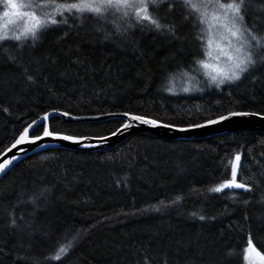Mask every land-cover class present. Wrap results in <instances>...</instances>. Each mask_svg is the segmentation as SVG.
Segmentation results:
<instances>
[{"label": "trees", "instance_id": "trees-1", "mask_svg": "<svg viewBox=\"0 0 264 264\" xmlns=\"http://www.w3.org/2000/svg\"><path fill=\"white\" fill-rule=\"evenodd\" d=\"M170 2L165 0L154 15L174 34L147 22L124 31L127 20L65 14L57 19L66 18L67 24L35 45L0 42V153L31 121L53 109L72 116L128 111L177 126L234 111L264 115L260 50L256 67L240 81L218 88L200 82L203 92L167 91L172 76L193 73L205 56V41L202 47L198 40L200 18L189 15L183 0H176L174 10ZM245 23L264 35V0H246ZM49 123L54 132L70 136H104L123 121L52 116ZM42 130L40 124L31 135ZM237 153L242 157L238 182L252 190L209 191L231 178ZM41 190L46 199L42 196L34 207L28 197ZM177 196L182 199L173 206L160 203ZM249 233L264 251V132L193 140L138 132L106 150H43L0 178V249L5 253L0 264H246ZM77 234L62 261L51 259L63 255L59 247L65 237Z\"/></svg>", "mask_w": 264, "mask_h": 264}, {"label": "snow or ice", "instance_id": "snow-or-ice-1", "mask_svg": "<svg viewBox=\"0 0 264 264\" xmlns=\"http://www.w3.org/2000/svg\"><path fill=\"white\" fill-rule=\"evenodd\" d=\"M163 2L164 0H67V2L55 3V0H48L47 4L24 5L17 3L16 0H6L9 10L5 11L3 15L5 17H26L27 23L24 24L22 29L13 32L11 35L0 34V42L14 41L16 42V46L20 48L26 46L29 41L35 45L40 40L41 36L48 31H55L62 24H67L66 18L63 20L57 19V16L64 17L66 12L74 16L79 15L80 17H84L86 14H94L98 18H103L112 14L113 10L119 11L121 8H123V12L121 13L122 18L129 22L123 29L124 31H127L134 25L144 26L145 22H147L148 25L157 31L166 30L174 34L173 28L161 24L159 18L154 15V12L158 11ZM175 2L176 0H171L169 4L170 10H174ZM183 4L188 9L189 15L195 14L200 17L201 23L204 22L205 11L208 8L215 9L214 16L215 19L219 21V27L223 28L230 38V47L227 52H224V56L226 57L224 66L222 68H216L215 74L210 76V81L215 84L217 88L225 83L240 81L245 77V74L250 73L256 67L258 63V60L255 58L258 54L257 50L264 51V35L258 34L255 26L249 27L246 25V0H183ZM24 7H49L54 8L55 12L48 13L42 17L38 15L36 11H21ZM117 30H120L119 25H117ZM203 31L204 30L202 29L201 33L198 35V40L202 47L204 46L205 39ZM110 36V33H105V39L110 38ZM232 38L235 40V45H232ZM207 43L210 45L212 40L209 39ZM9 59L15 61V57H9ZM196 63L201 64L205 68L209 67V65L202 60H197ZM259 63L264 64V57H261ZM25 75L27 81H34L33 75L28 74L27 69H25ZM185 91H187V89H185ZM4 111L7 112L8 109L5 108ZM56 111V109H53V112ZM50 115L51 113L44 112L39 120H33L30 124L24 127L19 133V136L14 138V143L11 147L7 149L5 153H0V155L8 156L13 150L22 152V145L34 144L37 141H40L43 137L58 136L60 139L77 143L87 139V137L77 138L68 135L60 136L59 133L54 132L51 129L50 123H45V121L49 120ZM62 115L69 116L70 113L63 112ZM107 115L121 116L125 121L115 131H110L111 136H117L125 130L132 128L134 122L143 125L160 126L157 119L149 118L146 115L133 114L128 111H124L123 113H108ZM247 115H258V113L229 112L227 116L222 115L218 120H208L207 124H216L219 121L227 120L233 116ZM40 124H43L42 136H32L31 131L35 126H39ZM163 126L172 127L170 124ZM193 126L203 127L204 125ZM97 138L100 141H105L107 139L105 136ZM18 159L19 156L15 154L10 155L9 158L3 159V162L0 163V172L8 170ZM241 160V154L237 153L234 157V161L231 163V178L224 180L219 185L209 189V191L215 193H222L225 189H241L245 192L251 191L252 186L249 183L238 182L237 179L238 175H240ZM45 192L46 190H41L40 193H33L28 197V201H30L34 207H39L40 198L43 196L46 199V196L44 195ZM181 199V196H177L175 200L168 201V203H165L164 201H161L160 203L167 208L177 204ZM152 208L157 212L161 211V208L155 205H153ZM11 215L12 214H10V216ZM192 215L196 216V213H193ZM199 219L205 220L206 217L200 215ZM10 226L13 228L17 226V220L14 217L10 220ZM78 236L79 234L72 236L71 240H68L67 237H65V243L61 244L59 247V253L63 255H56L51 257V259L62 261V259L69 254L70 250L74 248ZM4 254L3 249H0V255ZM243 259L246 261V264H264V251L258 250L254 245L251 233H249L246 247L243 249ZM165 264H167V262H165Z\"/></svg>", "mask_w": 264, "mask_h": 264}, {"label": "water", "instance_id": "water-1", "mask_svg": "<svg viewBox=\"0 0 264 264\" xmlns=\"http://www.w3.org/2000/svg\"><path fill=\"white\" fill-rule=\"evenodd\" d=\"M234 112H243V111H234ZM49 113H51V115L49 116V120L52 116H59L61 119L71 122L99 121V120H107V119H119L122 120L123 123L125 122L121 116H109L107 115L108 113L101 115H92V116L91 115L63 116L62 115L63 112L60 111H56V112L50 111ZM117 113H123V112H117ZM247 113H253V112H247ZM227 115L228 113L224 114L223 116H227ZM42 116L43 115H41L36 120H39ZM219 117L212 118L209 120H218ZM49 120L45 121V123H49ZM207 121L208 120L187 126L172 125V127H164L163 125H168V124L160 121H159L160 126L143 125V124H139L138 122H134L132 128L125 130L124 132H122L117 136H111L110 134L104 135L105 137H107L105 141H100L97 138L100 136H84L87 137V139L82 140L80 143L69 140H63L60 139L58 136L43 137L40 141H37L34 144L22 145L21 146L23 148L22 152L18 150H13V152L9 153L8 156L0 155V163L3 162V159L9 158L10 155L15 154L19 156V159L14 162V164L12 165L14 166L17 162H19L26 156L47 149H68V150H77V151L106 150L113 146H116L117 144L121 143L125 139L129 138L130 136L138 132H145L159 138L174 139V140H193V139L214 137V136H219V135L233 133L242 130L264 132V115L262 114L233 116L227 120L219 121L216 124H207ZM193 125H204V126L194 127ZM40 135L42 136V134ZM63 135L65 134H60V136ZM73 137L81 138L78 136H73ZM13 143H11L7 149H9ZM7 149L3 153H5ZM12 166H10L9 169ZM8 170H6L5 172H0V178Z\"/></svg>", "mask_w": 264, "mask_h": 264}, {"label": "rangeland", "instance_id": "rangeland-1", "mask_svg": "<svg viewBox=\"0 0 264 264\" xmlns=\"http://www.w3.org/2000/svg\"><path fill=\"white\" fill-rule=\"evenodd\" d=\"M165 1V0H164ZM2 4V10L0 11V34L11 35L13 32L18 31L23 28L24 24L27 23L26 17H5L3 13L8 11V6L6 0H0ZM17 3L24 5L33 4H47L46 1L42 0H16ZM62 2V1H61ZM55 1V3H61ZM24 12L36 11L38 15L45 16L48 13L55 12L54 8L43 7H24L21 9ZM203 11V10H202ZM123 8L119 11L113 10L112 14L107 15L108 17L115 18L117 20L125 21L126 19L122 18L121 13ZM215 9L208 8L205 11L203 29H204V41H205V56L200 59L209 67L205 68L201 64H196V71L193 73L187 70H182L176 75L172 76L169 79L167 91L170 93H190L193 91H202L205 90V87H201L203 84L215 85L210 81V76L215 74L216 68H222L225 64L226 57L224 52H227L229 45V36L225 30L219 27V21L215 19L214 16ZM69 14V13H65ZM64 14V15H65ZM60 16H57V18ZM109 17V18H110ZM200 18V17H199ZM11 21V22H10ZM211 39L212 43L209 45L207 41ZM232 45H235V40L232 38ZM195 67V66H194ZM187 89V91H185Z\"/></svg>", "mask_w": 264, "mask_h": 264}, {"label": "bare ground", "instance_id": "bare-ground-1", "mask_svg": "<svg viewBox=\"0 0 264 264\" xmlns=\"http://www.w3.org/2000/svg\"><path fill=\"white\" fill-rule=\"evenodd\" d=\"M39 117H40V116H39ZM39 117H38V118H39ZM38 118H36V119H38ZM36 119H34V120H36ZM31 122H32V121H31ZM31 122H30V123H31ZM30 123H29V124H30ZM34 128H35V127H34ZM57 133H58V132H57ZM41 134H42V133H41ZM60 134H63V133H60ZM65 135H66V134H65ZM68 136H70V135H68ZM78 137H84V136H78ZM13 142H14V141H13ZM13 142H12V143H13ZM8 147H9V146H8ZM8 147H7V148H8ZM7 148H6V149H7ZM6 149H5V150H6ZM5 150H4V151H5ZM47 150H48V149H47ZM66 150H68V149H66ZM4 151H2L1 153H3ZM75 151H77V150H75ZM9 170H10V169H9Z\"/></svg>", "mask_w": 264, "mask_h": 264}]
</instances>
